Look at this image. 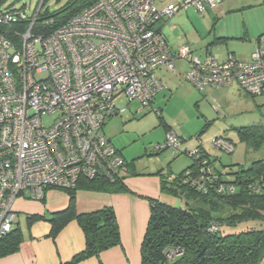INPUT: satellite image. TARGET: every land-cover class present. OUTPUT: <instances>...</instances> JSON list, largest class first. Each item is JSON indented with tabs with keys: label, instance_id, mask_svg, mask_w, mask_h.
I'll return each instance as SVG.
<instances>
[{
	"label": "built area",
	"instance_id": "2783aa9c",
	"mask_svg": "<svg viewBox=\"0 0 264 264\" xmlns=\"http://www.w3.org/2000/svg\"><path fill=\"white\" fill-rule=\"evenodd\" d=\"M43 1L28 15L24 6L0 0V240L14 226L17 200L40 202L50 189L128 175L103 129L122 94L139 104L138 112L151 106L163 89L160 67L174 71L175 60H184V80L199 92L236 85L251 97L264 94V45L248 62L201 59L187 46L171 51L156 30L180 10L205 14L224 0L159 7L155 0H100L53 33L33 34ZM44 115L55 116L51 125ZM222 140L213 147L227 145ZM180 144L169 129L154 150L176 151Z\"/></svg>",
	"mask_w": 264,
	"mask_h": 264
},
{
	"label": "trees",
	"instance_id": "16d2710c",
	"mask_svg": "<svg viewBox=\"0 0 264 264\" xmlns=\"http://www.w3.org/2000/svg\"><path fill=\"white\" fill-rule=\"evenodd\" d=\"M99 1L66 0L54 12L41 10L32 33H53ZM237 133L241 141L252 143L254 148L264 140V128L260 126L241 128ZM198 149L194 156H190L193 163L181 173L167 176L157 173L160 193L183 198L185 208L169 206L158 198L146 199L149 215L140 246V264H264V188H261L264 185V160L254 162L246 169H220L215 157L212 158L200 146ZM162 151L154 150L155 156ZM125 163L127 176L113 182L83 180L75 190L65 191L69 201L64 210L52 213L47 219L33 215L27 217L28 225L39 220L48 223L47 237L52 239L68 222H77L85 246L67 264L97 258L120 245L113 208L104 206L95 211L77 213L75 195L79 190L107 194L128 192L125 180L134 175V166ZM255 188L259 191L255 192ZM230 189L233 192H229ZM44 199L40 202L43 203ZM227 229L235 231L228 232ZM21 241L20 228L13 226L0 240V257L16 253Z\"/></svg>",
	"mask_w": 264,
	"mask_h": 264
},
{
	"label": "rangeland",
	"instance_id": "374dc122",
	"mask_svg": "<svg viewBox=\"0 0 264 264\" xmlns=\"http://www.w3.org/2000/svg\"><path fill=\"white\" fill-rule=\"evenodd\" d=\"M7 1L16 9L24 6L28 15L41 2V0ZM65 1L44 0L42 11L54 12ZM160 1L166 2L164 4H177L180 0H158L155 2L157 7L161 3ZM193 11V9H189L187 12L180 10L174 18L167 22L164 29L168 36L175 38L177 46L187 43L193 50L197 49L195 53L201 55L203 50L200 47L202 48L212 40L208 34L211 24L207 21L203 22L199 18L202 17L200 15L196 14L198 17L192 15L195 14ZM188 15L191 18L188 19ZM243 21L248 27V36L246 35L244 41L237 39L229 41L228 44L235 49L233 51L238 58L245 60L248 58L246 56L250 55L252 46L255 50L258 45H264V6L228 13L215 24V27L220 33L240 37L242 36V31L240 32L242 27L240 26ZM160 23H158L159 26H162ZM169 30L173 33H170ZM257 40L259 41L257 42ZM218 46L222 47L223 51L225 50L223 45ZM199 49L200 51H198ZM174 68V71L160 76L163 89L156 94L149 108L138 112L139 104L128 102V99L122 94L115 100L118 113L112 116L104 126L105 137L115 149L120 151L123 159L127 163H132L137 173L148 176L144 182L154 183L155 181L151 182V179H158L156 176L158 172H161L163 176L181 173L193 163L189 154L199 150L198 146L202 147L212 158L217 159L215 163L220 169L224 167L246 169L254 162L264 160V140L254 148L252 143L241 141L237 133L241 128L252 126L264 128V94L251 97L235 86L218 88L210 93L207 92L208 89L199 92L184 80L183 74H179V71L183 73L187 68L184 60L174 62ZM54 118L55 116L44 115L42 121L46 126H49ZM168 128L179 137L180 148L176 151L169 148L164 149L155 156L154 149L164 144L165 131ZM216 138L225 139L222 142L229 141L232 145L229 142L226 143L227 145L220 144L219 150L213 147V141ZM227 149L229 151H226ZM139 182L143 181L137 183ZM51 191H55L53 193L56 194H66L65 190L61 189H51L49 192ZM159 199L169 206L185 208L183 198L161 194ZM18 203L19 201L16 204ZM22 203L40 204V202L34 201H23ZM190 205L192 206L193 203L190 202ZM24 209L18 210V214L15 215L14 226L17 223L21 233L28 236L34 227H43L46 224L40 220L28 225V216ZM227 231L235 230L227 229Z\"/></svg>",
	"mask_w": 264,
	"mask_h": 264
},
{
	"label": "crops",
	"instance_id": "0c3cea01",
	"mask_svg": "<svg viewBox=\"0 0 264 264\" xmlns=\"http://www.w3.org/2000/svg\"><path fill=\"white\" fill-rule=\"evenodd\" d=\"M157 1L158 0H155V2ZM164 3L166 2H161L159 6L167 5ZM255 6H264V0H224L214 9L209 10L205 14H199L193 11L195 14L192 15L195 17L200 15L202 17L199 18H201L203 22L207 21L211 24L208 34L212 37V40L202 48L200 47V49L203 50L201 55H198L197 52L195 53L197 49L193 50L191 45H188L187 43L177 46L174 41L175 38L168 36L164 27L167 22L174 18L175 15L169 20H162L160 23L162 26H159V24L156 25V30L163 36L171 51L176 50L180 46H187L194 56L201 59L209 55L215 60L222 61L230 55L238 61L248 62L251 54L255 51L253 50L254 46L251 48L250 55L246 56L248 58L242 60L235 54V49L230 47L228 44L229 41L237 39L244 41L246 35L248 36V27L247 25L245 26L244 21L242 26H240L242 27L240 28V32L242 31V36L240 37H235L234 35L223 32L220 33V31L218 32L215 24L224 18L228 13L243 11ZM189 17L191 18V16L188 15L187 18L189 19ZM206 17H208V19H206ZM169 32L173 33L171 30H169ZM258 41L259 40H257V42ZM218 45H223L225 50L223 51V48ZM200 49L198 51H200ZM176 61L181 60H175V62ZM186 70L183 73L182 71H179V74H183L184 76ZM167 73H170V71H168L165 67H160L156 74L158 80L161 82L160 76H164ZM233 86L238 88L236 85H231L226 88ZM216 89L218 88L208 89L207 92H214ZM238 90L240 89L238 88ZM118 152L120 153V151ZM133 173L134 175H131L125 180V185L128 189V192L126 193L107 194L85 190H79L76 192L75 209L77 213L91 212L104 206H110L115 212L120 233V245L101 253L97 258L90 257L78 262L77 264H140V246L149 215V207L146 199H159V196L161 195L160 179L159 177L158 179H151V182H155L147 184L144 182L148 177L147 175H140L135 171V169L133 170ZM138 181L143 182L137 183ZM50 190L46 192L47 194L45 195L44 202H40V204H24L22 203L23 201L28 202L30 200H17L19 203L16 204V202L13 207L15 215L18 214V210L25 208L24 210L26 211L27 216L33 215L47 219L52 213L64 210L69 201L67 194H56L53 193L55 191L49 192ZM43 223L46 225L43 227H34L28 236H24L22 234V241L20 243L19 250L12 255L2 258L0 257V264H67L73 257L83 251L85 246L84 235L76 221L68 222L59 231L54 239L47 237L49 225L44 221ZM16 226H18L17 223Z\"/></svg>",
	"mask_w": 264,
	"mask_h": 264
},
{
	"label": "clouds",
	"instance_id": "9594fccd",
	"mask_svg": "<svg viewBox=\"0 0 264 264\" xmlns=\"http://www.w3.org/2000/svg\"><path fill=\"white\" fill-rule=\"evenodd\" d=\"M44 2V1H43Z\"/></svg>",
	"mask_w": 264,
	"mask_h": 264
}]
</instances>
